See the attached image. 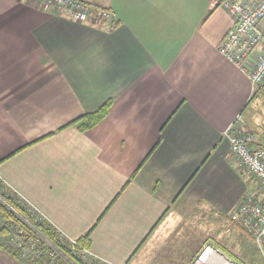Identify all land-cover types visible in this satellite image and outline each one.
Wrapping results in <instances>:
<instances>
[{"label": "crops", "instance_id": "crops-1", "mask_svg": "<svg viewBox=\"0 0 264 264\" xmlns=\"http://www.w3.org/2000/svg\"><path fill=\"white\" fill-rule=\"evenodd\" d=\"M79 1L113 12L114 28L0 0V178L54 232L152 264L156 236L229 220L255 188L224 133L241 115L264 147L248 117L264 90L218 53L233 25L222 0ZM109 100L97 125H72ZM0 264L21 263L0 248Z\"/></svg>", "mask_w": 264, "mask_h": 264}, {"label": "built area", "instance_id": "built-area-1", "mask_svg": "<svg viewBox=\"0 0 264 264\" xmlns=\"http://www.w3.org/2000/svg\"><path fill=\"white\" fill-rule=\"evenodd\" d=\"M39 6L71 21L113 29V12L93 8L79 0H36ZM222 8L233 21L231 30L218 46V53L240 69L251 84L252 94L264 90V0H222ZM232 157L255 183L229 215L251 238L264 259V147L245 127L238 115L224 133ZM0 194L14 200L32 222L22 219L21 227L10 224L0 214V248L12 254L21 264H115L95 253L79 240L58 233L43 215L26 202L0 178ZM5 206L3 203H1ZM55 236L45 237L44 226ZM190 264H237L218 249L206 246Z\"/></svg>", "mask_w": 264, "mask_h": 264}, {"label": "rangeland", "instance_id": "rangeland-1", "mask_svg": "<svg viewBox=\"0 0 264 264\" xmlns=\"http://www.w3.org/2000/svg\"><path fill=\"white\" fill-rule=\"evenodd\" d=\"M250 108L249 127L255 132L257 130L264 139V95L256 96ZM253 184L256 186V183ZM4 208L16 218V221L7 219L8 222L21 227V214L7 206ZM169 231L156 236L152 246V264H174L175 259L177 264H181L185 258L193 260L206 246L218 249L237 264H264L257 248L250 243V238L230 220L204 214L199 219L180 224L178 228L173 226Z\"/></svg>", "mask_w": 264, "mask_h": 264}, {"label": "trees", "instance_id": "trees-1", "mask_svg": "<svg viewBox=\"0 0 264 264\" xmlns=\"http://www.w3.org/2000/svg\"><path fill=\"white\" fill-rule=\"evenodd\" d=\"M111 105H112V101L109 100L105 104H103L96 112L82 116L81 118H79L78 120L73 122L72 125H75L77 127V129L79 131H82V132L94 127L95 125H97L101 120H103L106 117V115L109 112ZM0 201L5 206H7L10 209L20 213L21 216L24 219H26L27 221L32 222V220L27 216V214L19 207V205L14 200L8 198L5 195L0 194ZM0 214L3 215L8 220L13 219L14 221H16V218L8 210H6L2 204H0ZM229 220H230V218H229ZM233 224L235 226H237L246 235V233L238 225H236L235 223H233ZM39 229L45 237H47L49 240L55 242L54 234H52L48 229H46L45 225L39 227ZM80 241L82 244L87 246V242L85 240L82 239Z\"/></svg>", "mask_w": 264, "mask_h": 264}]
</instances>
